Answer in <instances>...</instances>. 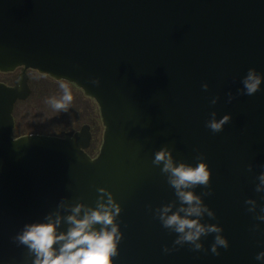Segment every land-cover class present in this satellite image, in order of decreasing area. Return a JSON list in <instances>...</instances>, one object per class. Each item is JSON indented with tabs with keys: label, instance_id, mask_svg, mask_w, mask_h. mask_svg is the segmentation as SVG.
Instances as JSON below:
<instances>
[{
	"label": "water",
	"instance_id": "water-1",
	"mask_svg": "<svg viewBox=\"0 0 264 264\" xmlns=\"http://www.w3.org/2000/svg\"><path fill=\"white\" fill-rule=\"evenodd\" d=\"M250 68L264 75V0H0V73L21 70L13 87L0 83V264H32L12 239L24 224L94 208L106 193L121 209L113 264H260L264 84L243 94ZM28 70L97 104L104 131L95 158L86 125L62 138L12 137L14 107L31 93ZM213 113L231 116L217 133L206 127ZM164 147L177 163L208 165V187L192 191L214 213L200 222L228 240L219 255L215 234L199 251L174 247L176 234L155 218V209L179 206L152 162ZM68 228L62 219L58 232Z\"/></svg>",
	"mask_w": 264,
	"mask_h": 264
},
{
	"label": "clouds",
	"instance_id": "clouds-1",
	"mask_svg": "<svg viewBox=\"0 0 264 264\" xmlns=\"http://www.w3.org/2000/svg\"><path fill=\"white\" fill-rule=\"evenodd\" d=\"M243 94L254 95L264 84V75L250 68L242 80ZM205 90L207 85L202 86ZM61 95L57 99L50 97L47 103L56 111H68L73 102L72 90L64 83L59 85ZM215 103V100H213ZM213 118L207 122L212 132L223 130L231 116L226 114L220 120ZM153 164L161 166V172L167 176L168 184L175 190L179 206L163 205L154 210V216L161 226L176 234L173 242L175 246L189 244L194 251L202 250L201 238L215 234L211 245V252L219 255L218 248H228V240L221 234L223 229L216 224H202L200 218L207 214L214 218V213L203 203V200L192 189L197 186L208 187L211 172L206 163H197L194 167L173 160L171 151L161 148L154 154ZM256 185L257 193H264V173L259 176ZM105 193L104 189H99ZM107 199L101 196L94 208L83 204L71 207L70 214L55 218L51 214L45 217L44 222L26 223L12 238L18 245L25 246L33 255L32 264H113V258L118 256V245L122 239L120 225L117 223L121 209L113 200L110 193ZM248 211L255 213L256 202L246 200ZM262 214L255 219L264 222V207ZM62 219L69 225L66 232H58ZM99 225V228L96 226ZM256 228L259 225L255 226ZM172 249L165 248V252ZM255 259L264 264V251L259 252Z\"/></svg>",
	"mask_w": 264,
	"mask_h": 264
},
{
	"label": "rangeland",
	"instance_id": "rangeland-1",
	"mask_svg": "<svg viewBox=\"0 0 264 264\" xmlns=\"http://www.w3.org/2000/svg\"><path fill=\"white\" fill-rule=\"evenodd\" d=\"M20 74L19 70L12 73H0L1 83H13ZM31 95L27 100L18 102L14 107L15 138L28 136L30 133L58 137L67 130L77 132L83 125L96 128L97 145H101L103 126L99 120V110L94 101L87 98L81 90L64 82L55 81L48 76L35 71L27 72ZM66 84L73 94V102L68 111H56L47 100L50 97L59 98V85ZM98 115L97 120L94 118Z\"/></svg>",
	"mask_w": 264,
	"mask_h": 264
},
{
	"label": "flooded vegetation",
	"instance_id": "flooded-vegetation-1",
	"mask_svg": "<svg viewBox=\"0 0 264 264\" xmlns=\"http://www.w3.org/2000/svg\"><path fill=\"white\" fill-rule=\"evenodd\" d=\"M19 71H21L20 69H18ZM33 72V71H31V70H28L27 72ZM15 81H16V79H15ZM15 81L13 82V83H1V84H3V85H5V86H7V87H13L14 86V84H15ZM28 85H29V77H28ZM72 85V84H71ZM74 86V85H73ZM78 89V88H77ZM30 95H31V93H30ZM88 98V97H87ZM90 99V98H89ZM90 100H92V99H90ZM18 103V102H17ZM16 103V104H17ZM97 106V105H96ZM94 118L97 120V118H98V116H94ZM99 120L101 121V119H100V115H99ZM101 125H102V123H101ZM84 126V125H83ZM86 126H88L89 127V132H90V135H91V141H90V146H89V148L86 150V154L90 157V158H95L97 155H98V153H99V149H100V146L101 145H99V147H98V145H97V141H96V134L97 133H95L96 131V128L95 127H92V125H86ZM82 127V126H81ZM73 132V131H72ZM68 133V132H67ZM65 134V133H64ZM64 134H62L61 136H60V138H62L63 137V135ZM15 136V124H14V129H13V132H12V137L14 138V139H17V138H19V137H17V138H15L14 137ZM102 143V142H101Z\"/></svg>",
	"mask_w": 264,
	"mask_h": 264
},
{
	"label": "trees",
	"instance_id": "trees-1",
	"mask_svg": "<svg viewBox=\"0 0 264 264\" xmlns=\"http://www.w3.org/2000/svg\"><path fill=\"white\" fill-rule=\"evenodd\" d=\"M93 101V100H92ZM95 103V102H94ZM96 104V103H95ZM97 105V104H96ZM98 107V106H97ZM99 110V109H98ZM13 115H14V112H13ZM98 116V115H97ZM14 118V117H13ZM67 132H72V131H69V130H67V131H65L64 133H67ZM63 133V134H64ZM30 135H38V134H34V133H30ZM42 136V135H41ZM23 137V136H22ZM20 138V137H19Z\"/></svg>",
	"mask_w": 264,
	"mask_h": 264
}]
</instances>
